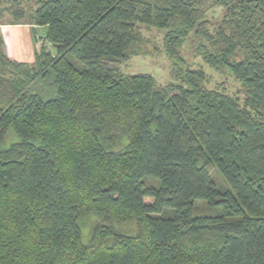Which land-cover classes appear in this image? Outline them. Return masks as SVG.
<instances>
[{
	"label": "trees",
	"instance_id": "1",
	"mask_svg": "<svg viewBox=\"0 0 264 264\" xmlns=\"http://www.w3.org/2000/svg\"><path fill=\"white\" fill-rule=\"evenodd\" d=\"M17 2L47 32L33 65L0 32V264H264V0ZM143 26L169 84L121 69Z\"/></svg>",
	"mask_w": 264,
	"mask_h": 264
},
{
	"label": "rangeland",
	"instance_id": "2",
	"mask_svg": "<svg viewBox=\"0 0 264 264\" xmlns=\"http://www.w3.org/2000/svg\"><path fill=\"white\" fill-rule=\"evenodd\" d=\"M25 9V16L16 13L17 10L20 11ZM27 9L29 10L28 5H23V2L22 4H18L17 0H0V24H15L19 22L23 23L19 24L21 27L13 30V32H11L9 35L10 39L14 40L13 51H16L18 54H11L8 56L13 60L23 61L33 65L35 63L37 53L43 46L47 28L40 27L37 29V34H35V26L28 24L29 18L27 17ZM221 12L222 11L220 9H217L215 12H212L210 16L214 19H217L221 16ZM141 30L147 41L144 45L147 51H149V55H139L133 57L129 61L124 62L121 66L123 73L132 75L147 73L151 74L159 84H169L172 82V62L166 55V52H164L162 33L154 28H148L144 26L141 27ZM47 45H49L50 48L54 50V48L51 47V44ZM9 46L12 49L11 45ZM182 53L187 60V64L191 68L197 69L202 67L207 72L208 88L214 89L218 85H223L230 93H235L240 90L241 86L233 76L229 75L228 73H222L214 70L213 68L206 65L200 57H196L188 41L184 43V49L182 50ZM93 217L94 216L90 218ZM91 223L92 219H89L85 226L84 222L81 223L84 242H88L90 239Z\"/></svg>",
	"mask_w": 264,
	"mask_h": 264
},
{
	"label": "crops",
	"instance_id": "3",
	"mask_svg": "<svg viewBox=\"0 0 264 264\" xmlns=\"http://www.w3.org/2000/svg\"><path fill=\"white\" fill-rule=\"evenodd\" d=\"M18 27H21V25H19V24H0V32L4 37L5 46H6V53L8 55L18 54V53H16V51H13L14 40L10 39V37H9L10 33L13 32V30L18 29ZM9 45H11L12 49L10 48ZM20 60H22V59H20ZM19 62H23V61H19Z\"/></svg>",
	"mask_w": 264,
	"mask_h": 264
},
{
	"label": "water",
	"instance_id": "4",
	"mask_svg": "<svg viewBox=\"0 0 264 264\" xmlns=\"http://www.w3.org/2000/svg\"><path fill=\"white\" fill-rule=\"evenodd\" d=\"M34 32H35V34H37V28L36 27H34Z\"/></svg>",
	"mask_w": 264,
	"mask_h": 264
}]
</instances>
